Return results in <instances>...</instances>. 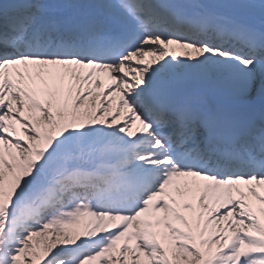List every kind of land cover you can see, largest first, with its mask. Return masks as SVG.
Wrapping results in <instances>:
<instances>
[{
	"label": "snow or ice",
	"instance_id": "1",
	"mask_svg": "<svg viewBox=\"0 0 264 264\" xmlns=\"http://www.w3.org/2000/svg\"><path fill=\"white\" fill-rule=\"evenodd\" d=\"M0 264H264V0H0Z\"/></svg>",
	"mask_w": 264,
	"mask_h": 264
}]
</instances>
